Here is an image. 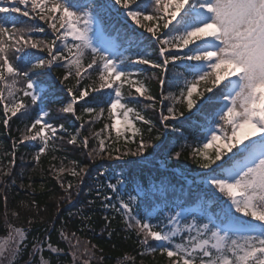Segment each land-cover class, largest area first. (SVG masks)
I'll use <instances>...</instances> for the list:
<instances>
[{
  "label": "snow or ice",
  "instance_id": "obj_1",
  "mask_svg": "<svg viewBox=\"0 0 264 264\" xmlns=\"http://www.w3.org/2000/svg\"><path fill=\"white\" fill-rule=\"evenodd\" d=\"M113 10L135 25L131 33L110 22ZM15 13L37 23L20 21ZM0 14L2 123L9 129L14 117L31 118L5 153L11 159L2 175L12 178L0 179L5 205L0 264H28V258L31 264H61L65 256L71 257L68 264H105V250L91 241L82 245L76 231L62 227L59 242L53 243L50 234L42 240L30 238L32 219L27 228L9 219L7 191L16 185L17 145L39 141L33 155L34 165H39L41 156L68 132L64 122H53L49 109L50 103H62L52 79L60 68L65 72L56 80L69 99L57 111L81 121L80 129L85 123L108 121L89 135L69 133L67 143L85 150L89 163L73 161L75 184L62 180L67 170L58 169L57 180L65 190L61 204L74 202L93 164L114 161L111 173H102L111 177L106 184L111 194L98 184L96 196L134 234L141 247L138 256L158 253L167 264H264V0H0ZM40 21L51 29L47 37L34 35L46 32ZM122 32L135 49L131 54L119 43ZM169 65L174 76L168 86L178 92L156 96L146 81L155 78L163 89ZM69 79L74 83L65 84ZM178 105L195 112L185 117ZM157 106L159 116L153 122L146 111ZM85 114L91 119L85 121ZM157 125L169 134L163 140L162 132L153 134ZM185 128L193 132L191 145ZM90 139L95 146L89 145ZM179 141L183 144L176 151ZM187 147L193 162L210 171L191 172L179 165ZM164 165L183 179L178 188L163 179L147 184L138 179L146 169L159 171ZM11 215L19 219L18 212ZM112 219L103 216L109 238ZM89 229L82 224L80 231ZM135 259L126 254L121 264H135Z\"/></svg>",
  "mask_w": 264,
  "mask_h": 264
},
{
  "label": "trees",
  "instance_id": "obj_2",
  "mask_svg": "<svg viewBox=\"0 0 264 264\" xmlns=\"http://www.w3.org/2000/svg\"><path fill=\"white\" fill-rule=\"evenodd\" d=\"M137 3H140L141 0H136ZM123 12V9H120V13ZM116 11L113 10L111 23L115 24L117 28L125 29L129 33L135 28V25L128 20L130 24L134 27H129L123 23L120 17L114 18ZM14 17H17L20 21H26L28 23L35 24L37 21L31 20L30 17H23L19 13L12 14ZM4 14H0V20H2ZM42 26L46 28L45 33L34 34L40 38L47 37L51 29L47 25L43 24L42 21L39 22ZM10 27L12 25H9ZM16 27H23V24H17ZM136 31L143 32L144 36H150L144 29L136 28ZM96 42H99V37L95 38ZM119 43L122 48L129 47L127 42V36L121 33ZM135 49L129 47V52L126 54H131ZM38 55H46L45 53H39L37 50H32ZM170 71L167 76L166 83L164 88L161 89L158 80L155 78L149 79L146 81L150 91L159 96L161 91L164 95H168L171 91L172 93L178 92V88H169L168 81L173 79L174 73L171 71L172 65H169ZM176 72H184L182 68H177ZM65 70L63 68L57 69L52 73V79L56 84V93L59 97V100L62 103L49 104L50 115L55 118L54 123L64 122L65 126L68 128L67 133H63L65 139L63 142L57 143L55 146H50L49 152L41 156L39 165H34L33 155L37 150V145L39 141H26L24 144H18L16 149V165L13 168V177L16 178V185H9L7 196H8V211L9 219L13 221L19 227H29L28 220L32 219L35 221L31 225V236H35L36 239L42 240L45 236L51 235L52 242L58 243L59 236L58 230L62 227L66 228L68 232L76 231L79 236L82 245H86L89 241L92 244H97L99 247L103 248L106 260L105 264H121L123 257L126 254H130L135 259V264H167L166 257H161L157 254L145 253L143 257L137 255L141 250L139 244L136 243V238L134 234H131L125 230V225L121 217L111 210L105 209L100 206L101 202L96 196L97 185L102 186V191L108 194L110 190L107 189L106 184L108 179L111 177H106L102 175L105 169L111 173V165L116 162L110 161H97L88 169V174L84 176L83 183L79 187V195L74 196V202L72 204H61L62 197L65 194V190L60 187V184L57 180L58 169L64 167L67 171L61 175V179L64 181H72L73 184L76 183L74 177L71 176L70 171L74 167L73 161H76L78 164L83 166L84 164L89 163L85 157V150H82L79 145H70L67 143L69 133L75 134L79 131L80 136L89 135L90 131H99L103 127L104 123H108L107 119L97 121L94 125H89L85 123L84 128L80 129L81 121L76 120L71 114L68 113H59L57 110L64 106V103L69 99L68 94L64 91V85L59 83V80H56V77L60 79L63 78ZM184 75H187L184 72ZM181 80V86L183 82V77H179ZM65 84H72L74 81L69 79L65 81ZM125 92L128 91L127 85L123 89ZM102 95V94H96ZM207 95V94H205ZM26 101L29 98H25ZM142 99V98H141ZM83 103V102H82ZM147 103V102H145ZM167 103V102H166ZM199 106V104L197 105ZM39 106H35L33 109V115H35V109ZM178 107L184 111L185 116H191L192 112H195V109L192 112L187 111L186 105H178ZM77 112L80 113L79 105H77ZM20 114H18L19 116ZM146 115L151 116L153 122H155L159 116V106L156 110L148 109ZM107 112H105V117ZM59 117H64V120L61 121ZM91 119L87 114L84 115V120L87 121ZM196 119H199L196 117ZM31 123V118L27 121H22L16 117L9 122L10 128L5 129L2 123V111H0V179L8 181L12 177H4L2 171L7 170V162L11 157L5 155L6 152L11 151L13 139L19 140L25 124ZM137 127H141L138 123ZM160 131L163 133L162 129H154V133ZM112 135L115 136L113 130ZM148 133H144L145 140H148ZM169 135L168 133H163L161 135V140L165 136ZM185 136L188 138V144H193V132L190 129L185 128ZM139 139V137H137ZM160 141H153V144L159 143ZM96 141L90 139L89 145L95 146ZM183 141H179L177 144L176 151H180ZM135 144H129L128 147L135 149ZM149 152L152 151L151 148L148 149ZM214 150H210L213 152ZM191 148H184L181 157L179 160V165L183 169L191 170V172H204L210 170H203L198 167L196 163L190 157ZM24 164V167H21V164ZM175 161H169V164H175ZM167 169V170H165ZM22 173V177H21ZM116 173L119 174V169H116ZM139 180L144 181L146 184L153 180L163 179L166 184H171L177 186V188L184 183V181L177 179V174L171 169L168 168V165H164L160 168L159 171L156 169H146L143 175L138 177ZM91 189V191H90ZM75 190V189H74ZM217 195H220L217 193ZM4 196V191L0 188V237H2L5 232L3 229V217L5 212V205L2 197ZM171 198V197H169ZM96 201L92 205H88V201ZM35 201L36 204L33 206L32 202ZM58 205H60L58 207ZM16 211L19 213V219L12 217L11 213ZM138 211H143L138 208ZM82 215H89L90 220H82L78 217ZM108 215L114 217L112 219V229L113 235L111 238L108 237L107 233L104 231V220L103 216ZM62 222H66L63 223ZM82 224H88L90 226L89 230L80 231ZM47 228V231L45 229ZM61 247H65L63 243L60 244ZM31 245H29V250ZM66 250V249H65ZM46 256L47 253L45 252ZM25 257H27V252H25ZM30 259V258H28ZM71 257L65 256L61 260V264H68ZM123 264H131L129 261H123Z\"/></svg>",
  "mask_w": 264,
  "mask_h": 264
}]
</instances>
